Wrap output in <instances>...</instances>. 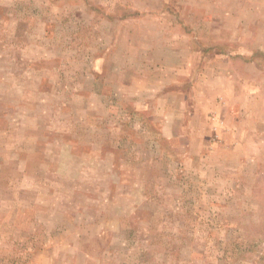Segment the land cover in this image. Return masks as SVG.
I'll list each match as a JSON object with an SVG mask.
<instances>
[{
  "label": "rangeland",
  "instance_id": "rangeland-1",
  "mask_svg": "<svg viewBox=\"0 0 264 264\" xmlns=\"http://www.w3.org/2000/svg\"><path fill=\"white\" fill-rule=\"evenodd\" d=\"M0 264H264V0H0Z\"/></svg>",
  "mask_w": 264,
  "mask_h": 264
}]
</instances>
